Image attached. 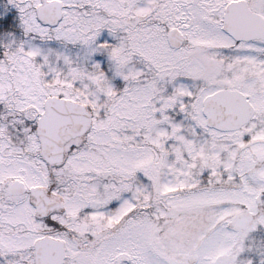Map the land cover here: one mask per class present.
Segmentation results:
<instances>
[{
  "label": "snow or ice",
  "instance_id": "1",
  "mask_svg": "<svg viewBox=\"0 0 264 264\" xmlns=\"http://www.w3.org/2000/svg\"><path fill=\"white\" fill-rule=\"evenodd\" d=\"M0 264H264V0H0Z\"/></svg>",
  "mask_w": 264,
  "mask_h": 264
}]
</instances>
